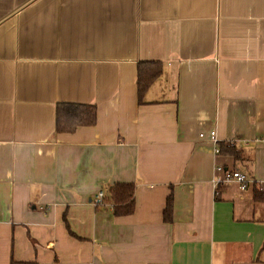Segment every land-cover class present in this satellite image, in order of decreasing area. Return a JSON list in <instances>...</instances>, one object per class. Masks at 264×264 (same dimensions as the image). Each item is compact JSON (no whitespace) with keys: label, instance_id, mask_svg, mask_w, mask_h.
I'll return each mask as SVG.
<instances>
[{"label":"crops","instance_id":"obj_1","mask_svg":"<svg viewBox=\"0 0 264 264\" xmlns=\"http://www.w3.org/2000/svg\"><path fill=\"white\" fill-rule=\"evenodd\" d=\"M143 60L163 69L139 101ZM60 102L96 123L56 132ZM259 191L264 0H0V264H264Z\"/></svg>","mask_w":264,"mask_h":264},{"label":"trees","instance_id":"obj_2","mask_svg":"<svg viewBox=\"0 0 264 264\" xmlns=\"http://www.w3.org/2000/svg\"><path fill=\"white\" fill-rule=\"evenodd\" d=\"M163 69L161 61L143 60L137 63V97L143 100L145 92L154 83ZM55 130L59 133H72L78 127L92 126L96 123L95 104L60 102L55 110ZM219 152H226L235 157H241L242 149L236 144L228 145L217 142ZM240 155V156H239ZM133 183L115 182L110 186V197L113 213L116 216L129 215L134 212ZM262 191L257 192L256 197L262 198ZM173 194L169 193L164 209V220L172 221ZM10 264H22L11 260Z\"/></svg>","mask_w":264,"mask_h":264},{"label":"built area","instance_id":"obj_3","mask_svg":"<svg viewBox=\"0 0 264 264\" xmlns=\"http://www.w3.org/2000/svg\"><path fill=\"white\" fill-rule=\"evenodd\" d=\"M199 137H204V133H200ZM209 139H211L212 141H216V133L215 130H211L209 133ZM231 180H235L239 183L241 188H245V183L247 182L248 178H247V173H243L239 170H231L229 172H227L226 174V178L224 181H231ZM106 187V186H105ZM105 190L101 189L98 191L97 195L94 198V203L96 206L103 204V200L105 198Z\"/></svg>","mask_w":264,"mask_h":264}]
</instances>
